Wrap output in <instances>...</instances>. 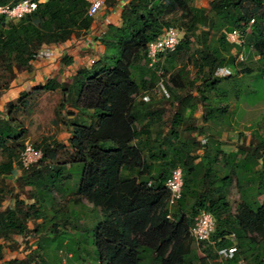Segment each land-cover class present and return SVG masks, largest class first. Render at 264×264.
<instances>
[{
	"label": "trees",
	"instance_id": "1",
	"mask_svg": "<svg viewBox=\"0 0 264 264\" xmlns=\"http://www.w3.org/2000/svg\"><path fill=\"white\" fill-rule=\"evenodd\" d=\"M12 1L15 0H0V5ZM106 1L107 7H115L111 0ZM247 1L256 8H264V0H212L208 8L195 6L192 0H128L122 7L121 23L110 24L100 38L105 47L103 57L89 67L80 68L70 84L53 79L36 88L68 91L65 95H70L74 106L92 118L91 124L75 120L69 123V146L72 163L82 165L77 193L99 208L104 220L92 232L85 257L79 251L68 252L70 264H195L198 255L187 241L195 218L202 212L211 213L216 223L211 238L214 243H202H210L216 253L219 248L236 244L234 258L225 264H239L241 260L264 264V200L262 203L257 200L264 197V173L259 168L264 166V135L255 130L249 142L242 141L235 150L226 152L220 142L214 147L202 144L193 133L198 129L201 130L197 134L206 132L190 123L198 99L206 105L205 120L213 119V102L217 111L224 112L220 104L229 94L219 92L217 99L208 96L221 79L231 77L234 71L242 76L254 72L250 67L239 71L235 65L240 48L247 46L246 27L254 19L256 32L264 21V13L249 17L245 11ZM172 5L180 6L188 18L185 39H181L177 51L182 46L197 45L193 63L197 68L195 79L199 77L202 86L195 87L194 79L188 83L200 98L193 92L179 96L178 92L187 87L180 72L164 83L170 91L168 97L156 100L148 94V102L143 97L136 102L140 91L147 92L150 84L148 45L172 26L164 19ZM89 6V0H46L20 20L1 17L0 61L6 70L11 74L23 69L31 71L32 62L44 47L83 38L94 22V17L88 14ZM234 30L243 34V46L228 41V34ZM214 33H218V38L213 41ZM258 43L263 48L262 65L255 80L256 90L258 87L262 95L252 102L264 98V36L258 37ZM111 50L118 54L113 66L107 62ZM221 67H229L232 74L217 76ZM159 77L165 81L164 72ZM77 83L81 87L78 99ZM8 86L9 81L0 86V95ZM166 102L178 104L168 127L164 121ZM184 133H188V139L183 137ZM23 134L20 125L0 110V150L6 157L0 162V264H46L47 245L42 241L25 258L5 260L4 244L14 235L31 232L30 217L33 214L32 218L40 219L43 213L35 204L27 211L17 204L5 207L6 190L1 182L14 173L19 163L25 171L26 184L41 188L43 200L53 186L70 178L63 164H44L50 145L44 146L45 153L38 163L23 168L19 161ZM177 167L183 170L184 187L175 211L171 212L166 206L169 199L166 182ZM233 185L243 199V213L239 216H234L229 200ZM38 196L32 192V198ZM56 228L51 232L57 233V237L60 234ZM249 232L256 236L252 238ZM231 236L236 243L227 238ZM247 255L253 260L246 261Z\"/></svg>",
	"mask_w": 264,
	"mask_h": 264
},
{
	"label": "rangeland",
	"instance_id": "2",
	"mask_svg": "<svg viewBox=\"0 0 264 264\" xmlns=\"http://www.w3.org/2000/svg\"><path fill=\"white\" fill-rule=\"evenodd\" d=\"M119 1H122L123 5L128 3V0H111L110 2L116 4ZM211 1L212 0H192V4L198 7L208 8ZM106 2L105 0L104 9H102L101 12L104 11L105 8L108 9ZM245 11L248 13L249 17L252 18L257 13H264V8H256L250 1H247L245 3ZM100 13L94 17V22L88 32L84 34L85 36L89 34L93 27L94 34L97 35L100 32L103 23L100 18ZM97 19L100 20L97 21ZM164 19L170 22L172 26L176 27L181 33V38L185 39L188 18L183 15L180 6H170L169 10L164 14ZM254 23L255 22L251 23L250 21V25L246 27L245 38L247 46L240 48L239 54L235 60L237 70L241 71L242 68L250 67L254 69V72L250 76H242L238 74L237 71H234L233 75L229 78L221 76V78L224 79H221L219 83L214 85V91L209 93L208 96L213 99L220 98L219 94L221 93L219 92H225L229 95L228 99L220 104L221 108H224V112L217 111L214 106L216 103L213 102V119L205 120L206 112L204 111V106L206 105L198 99V108L196 113L192 116L193 118L190 123L198 128H203L206 132L202 135L197 134L201 130L198 129L193 133L198 136L202 144H213L214 147L217 142H220L223 150H235L238 143L242 141L249 142L253 131L259 130V132L264 135V98L252 102L262 95L258 87L256 90L257 81L255 77L258 67L262 65L260 58L263 48L259 46L258 37L264 36V21L259 23V30L256 32L253 30ZM95 25H97V27ZM99 36H101V34ZM217 38L218 33H214L212 40L214 41ZM227 38L228 41L232 43L228 36ZM196 48V44L192 45L190 48L182 46L175 54L167 56L163 64L162 71L165 74V84L173 74L177 75L180 72L183 74V79L187 87L185 90H180L178 92L181 97L193 92L196 98H200V94H197L196 89L188 83L189 80L194 79V83H196L195 87L202 86V80H200L199 77L195 79L197 77V68L193 63V54ZM108 55V65L113 66L115 64V58L118 55L117 51L111 50ZM39 59L40 57L37 55L35 60ZM90 61L91 60L86 56L81 58V62L84 65L91 66L92 64H89ZM57 62L58 60L55 61V63ZM62 62V65H64V63L68 65L65 58ZM148 65L149 64H147V66ZM78 66L79 65H77V67ZM80 68H82L81 65L79 66V69ZM158 70L159 67H151L149 69V73L147 74V78L150 80V84L147 88L148 91L144 92V90H141V94L136 97V102L140 101L145 94H149L151 98L156 100L161 99L162 93L158 89L161 78L157 73ZM42 71L38 72L37 77L41 78L40 75H42ZM25 72L26 70L23 69L20 72L16 71L14 74H11L10 71L6 70L2 61H0V86L9 81L8 88L3 90L0 95V110H3L5 117L15 120L24 131L23 137L20 140L22 145L20 153L23 151L26 144H32L34 147L41 149L43 153H45L44 146L50 145L51 148H49L44 164H63L66 171L69 172L70 178L64 183L53 186L49 192H46L45 196H43V200L40 196V191H42L41 188H32L26 184V174L21 166L18 165L19 163L15 169L19 175L15 176V171V174L13 173L6 178L4 182H1L6 190L5 207L13 208L17 204L22 210L27 211L31 210L29 208L32 204H35V208H39L43 213L40 219L32 218V214V217H30L31 220L29 221V225L32 228L31 232L23 235H14L11 240L4 244L2 255L5 260L12 258L22 259L30 252L36 250L42 241H45L47 244L44 250L46 264H60V262L61 264H70L68 257L71 255H68V252L71 251L75 253L79 251L85 257L87 250L90 248L87 245L92 237V232L95 227L104 220L103 212L99 208H94L87 199L82 198L77 193L82 175V165L72 163L69 146L71 132L69 123L75 120L85 121L86 124H91L92 118L89 117V115L87 116L85 112L83 114L79 111L74 106L75 102L71 100L70 95H65L66 93L69 94V92L62 88L53 91L43 89L34 90V88L30 87L29 81L31 79L27 76L25 78L21 77ZM44 77L45 76H42V78ZM19 79H22L20 82L21 84L23 82L28 83L29 91H27L26 85L19 86ZM136 79L139 81L137 72ZM65 84L70 83L66 82ZM76 87V98L78 99V94L81 91L80 84L77 83ZM25 92L28 94L25 96L22 95ZM168 92L170 93L169 90ZM251 92L254 93L251 94ZM20 97H22L21 100H19ZM10 104H13L11 109ZM165 106L164 121H166L168 127L171 125V119L177 111L178 104L177 102L175 104L166 102ZM185 114L188 115L189 113L186 111ZM183 137L188 139V133H184ZM5 160L6 157L0 150V162ZM259 168L264 173V166L262 165ZM32 192L39 194V196L32 198ZM254 192L251 193L252 198L254 197ZM229 200L234 216L241 215L243 213V199L240 197L236 185H233L231 188ZM257 200L262 203L264 197L260 196ZM166 206L171 212L175 211V205L170 206L167 203ZM53 227H57L56 229L60 234L59 236L56 237L57 233L51 232ZM35 228L38 229L37 232L34 231ZM249 236L254 238L256 234L249 232ZM227 238L232 239L236 243L234 236ZM187 243L198 255L194 261L195 264L226 263L225 261L219 262L218 256L213 257V255L217 253L216 250L214 251V248L211 247L212 245L210 246V243H198L191 234H189ZM244 259H246V261L253 260L250 255H247Z\"/></svg>",
	"mask_w": 264,
	"mask_h": 264
},
{
	"label": "built area",
	"instance_id": "3",
	"mask_svg": "<svg viewBox=\"0 0 264 264\" xmlns=\"http://www.w3.org/2000/svg\"><path fill=\"white\" fill-rule=\"evenodd\" d=\"M46 0H15L4 5H0V18L5 17L8 20H20L28 14L36 11L41 4ZM90 6L88 14L91 17L97 16L105 6V0H89ZM254 19L251 20V23ZM228 37L232 43L239 46H243L245 38L240 30H234L228 34ZM181 33L174 27H167L163 30L160 37L150 42L147 49V59L149 66L154 67L160 64L157 71L159 76H162V64L165 58L177 51L181 42ZM242 54V53H241ZM46 53L39 52L38 57L44 56ZM243 55V54H242ZM232 71L229 67H221L216 71L217 76H229ZM159 91L162 96H169L168 90L164 85L163 78L161 77L158 85ZM143 100L148 102L150 96L145 94ZM43 151L34 147L32 144H26L23 151L20 154L19 161L23 168L28 169L32 165L38 163L43 158ZM184 187V173L181 167L173 169L170 177L166 182V188L169 191L168 204L173 206L182 197ZM216 228L215 218L211 213L202 212L195 218V223L190 229L191 236L198 242H210L214 243L211 238ZM237 252L236 246L219 248L217 250L218 261H228L233 259ZM239 264H247L244 260H241Z\"/></svg>",
	"mask_w": 264,
	"mask_h": 264
},
{
	"label": "crops",
	"instance_id": "4",
	"mask_svg": "<svg viewBox=\"0 0 264 264\" xmlns=\"http://www.w3.org/2000/svg\"><path fill=\"white\" fill-rule=\"evenodd\" d=\"M122 5L123 2L119 1L115 4V7H108V9L105 8V10L100 13V18L102 19L103 23L100 32L97 34L98 36L94 34L93 27L89 34L87 36H84L83 39H73L63 44L44 47L40 51L46 53V55L41 56L39 60H35L34 62H32L33 71H26L21 75V77H29L31 79L29 81L31 85L30 87L34 88V90L40 85H46L50 80L53 79L57 80L61 84H65L66 82L71 83L80 65L82 66V68L89 67L88 65H84L81 62V58H83V56H86L91 60L89 64H92L94 61L99 60L101 57H103L105 53V47H103L99 39L102 37V34L108 29V26L110 24L119 25L121 23ZM98 20L100 19H97V21ZM95 26L97 27V25ZM100 34L101 36H99ZM91 51L93 52V54ZM64 58L68 65H66L65 63L64 65H62V61L64 60ZM57 60L58 62L55 63V61ZM77 65L79 66L77 67ZM39 71H42V75H40V77L42 78V76H45L44 78L41 79L37 77ZM18 81L20 83L22 79H19ZM27 84L28 83L23 82L22 84L20 83L19 86L26 85V89L27 91H29V86ZM224 151L229 152L231 150ZM15 171L16 170H14V172ZM15 173V176L19 175L17 171Z\"/></svg>",
	"mask_w": 264,
	"mask_h": 264
}]
</instances>
